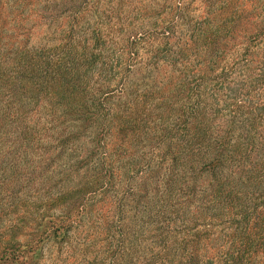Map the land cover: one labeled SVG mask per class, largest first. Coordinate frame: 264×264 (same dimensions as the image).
I'll use <instances>...</instances> for the list:
<instances>
[{"label":"trees","instance_id":"16d2710c","mask_svg":"<svg viewBox=\"0 0 264 264\" xmlns=\"http://www.w3.org/2000/svg\"><path fill=\"white\" fill-rule=\"evenodd\" d=\"M134 1L70 0L51 42L0 50V137L43 106L19 132L36 149L9 166L24 194L0 264H42L108 200L86 264H264V0ZM51 147L48 167L69 158L65 184L37 169Z\"/></svg>","mask_w":264,"mask_h":264},{"label":"rangeland","instance_id":"374dc122","mask_svg":"<svg viewBox=\"0 0 264 264\" xmlns=\"http://www.w3.org/2000/svg\"><path fill=\"white\" fill-rule=\"evenodd\" d=\"M78 1L80 2L81 0ZM137 1H143L144 5L152 3L150 2V0H135L134 2L136 3ZM69 2L70 0H0L1 53L3 55L11 54L10 56H13L21 46L26 45L31 47L41 45L44 42H51L49 39H51V37L54 35L52 33L54 26L59 25V28L55 31V33H58L60 28L64 27L67 23V18H65L64 16L68 7L72 5V3L70 4ZM101 3L103 4V8H105V0H102ZM198 4L202 6V3H200L199 0H196L194 6H197ZM25 9H27L28 11H26L24 15H21L23 10ZM37 12L40 13V16H37ZM92 14L93 12L87 17L88 19H84L83 22L86 24H93L96 19ZM136 75V77L138 78L142 76L141 73H138ZM5 92L6 86L4 85L2 88H0L1 113V108H5L7 104L5 103L6 97L3 96ZM26 108L27 113L25 115L27 116H25L22 121L18 122V119L14 118V122L9 123L3 119L8 124L5 125L7 128V135L2 134V137H0V239L4 236L8 239L10 238L12 232L10 231L9 226H11L16 220H18V216L21 215L20 213L13 212V208L15 206L11 202L14 201L13 197L16 193V200L21 199V196L24 194L20 188L22 182L20 180H17V178L21 175L12 179L11 173L13 172H11L9 166L12 161L17 165L24 166V158L26 159L27 157V159H29V155L32 154V150L36 149H28V153L23 152L21 149V145H24L25 143L24 141L20 140L19 132L20 130H22V128H24V126H35V123L40 121L43 106H32L31 108ZM42 122L39 126L41 129V134L39 135V137L43 139L42 142H44L45 146H47L48 148L50 144H46V142L49 141L47 135L42 130V127L44 126ZM3 123V121L0 122V131L2 129ZM88 142L89 140L88 138H86V136L82 137L78 141L79 148L75 149L74 151L69 150V152L72 153L71 158L73 159L77 158L80 155H83L86 151L85 148H87L89 145ZM144 150H148V148L144 147L142 151ZM45 151V158L42 160L37 159L41 161L37 162V165L39 166V168L37 169L41 170L40 176H55V181L65 184V181H63V179H65V174H63L62 172H65V162L69 159H67V153H64L62 155L63 157L60 159H58L59 157L57 156L54 160L56 163L53 166L48 167V162H50L49 158H54V156L52 157L53 152L57 154L60 152V150L51 147V149ZM33 168V165H31L28 169L29 171H23V176L28 178ZM52 169L54 170L52 171ZM85 174L86 173L84 172L82 175ZM38 177L39 175H35L34 179L37 180ZM23 191L25 192V189ZM108 199H110V196ZM116 209L117 208L115 207V205H111L109 200L106 202L104 201V203L98 202L94 212L88 218H86L85 222L78 225L77 228L72 230L70 234V242L66 246H64L61 250L55 247L47 248L42 264H86L87 259H85L84 254H86L87 252L85 253L83 251L82 246L85 245V243H88L89 239H96L93 235L91 236V234L92 231L96 228L95 220L98 214L103 210H106L109 213V218L112 219L114 218ZM90 218L93 220L92 223L94 227L91 226V221H89ZM25 230L29 229L25 228ZM20 238L25 239L24 234L21 235ZM102 238H104V233L102 234V232H100V235H97L96 247L94 248L93 252L90 253L93 254L92 256H94L97 252L99 254L101 253ZM221 242L222 238H220V240H217V243L220 244ZM80 250H82L84 253H82ZM148 256H151L150 253ZM143 258L145 257L143 256ZM143 262L144 259L140 261L141 264H143ZM153 262L154 264H156V258L152 261V263Z\"/></svg>","mask_w":264,"mask_h":264}]
</instances>
